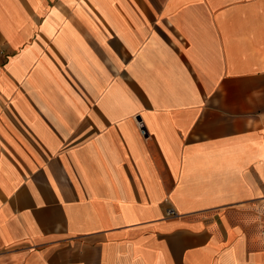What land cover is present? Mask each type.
<instances>
[{
	"label": "crops",
	"instance_id": "obj_1",
	"mask_svg": "<svg viewBox=\"0 0 264 264\" xmlns=\"http://www.w3.org/2000/svg\"><path fill=\"white\" fill-rule=\"evenodd\" d=\"M0 264H264V0H0Z\"/></svg>",
	"mask_w": 264,
	"mask_h": 264
},
{
	"label": "built area",
	"instance_id": "obj_2",
	"mask_svg": "<svg viewBox=\"0 0 264 264\" xmlns=\"http://www.w3.org/2000/svg\"><path fill=\"white\" fill-rule=\"evenodd\" d=\"M174 214V211L172 210L171 215Z\"/></svg>",
	"mask_w": 264,
	"mask_h": 264
}]
</instances>
